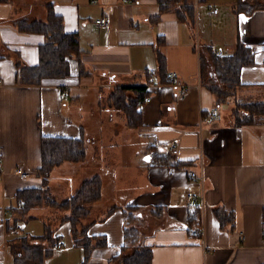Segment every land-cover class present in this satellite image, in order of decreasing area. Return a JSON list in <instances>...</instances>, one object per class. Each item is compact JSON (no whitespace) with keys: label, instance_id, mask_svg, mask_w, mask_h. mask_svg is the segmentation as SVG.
Instances as JSON below:
<instances>
[{"label":"crops","instance_id":"1","mask_svg":"<svg viewBox=\"0 0 264 264\" xmlns=\"http://www.w3.org/2000/svg\"><path fill=\"white\" fill-rule=\"evenodd\" d=\"M188 1L195 6L194 25L179 20L173 10L160 11L158 0H40L41 13L35 17L20 15L15 0H0V264L11 262L13 236L33 235L24 231V221L36 206L20 214L17 192L42 185L36 174L42 136L81 134L87 157L73 162L74 174L68 177L79 187L86 179L83 166L89 165L93 176L102 177V197L84 218L95 220L88 234L96 236L83 262L84 249L74 244L71 223L63 220L69 211L38 205L46 212L44 224L50 225L52 236L64 243L51 251L56 252L54 264H121L113 257L124 242L127 204L137 206L138 243L151 247L150 264H264V114L255 123L237 126L232 112L236 99L264 101V8L248 15L235 11L236 0ZM48 2L62 14L65 30L78 32L80 63L87 71L65 86L68 96L64 98L65 88L59 84L26 83L18 75L17 64L38 62L44 35L19 30L14 20L45 19ZM230 13L233 32L222 37L218 21L228 19ZM103 15L109 17L106 27L95 22ZM239 39L255 51V64L242 68L243 84L227 100L232 102L230 112L222 113L204 83L201 57L208 58L209 46L233 52ZM158 53L165 60V81ZM171 72L189 86L185 96L178 95L179 84L170 82ZM119 85H147L151 100L143 102L142 125L129 127L123 112L103 104ZM213 106L218 107L217 117L204 120ZM107 140L114 146L113 157ZM98 142L105 149L100 150ZM91 143L98 148L89 161ZM174 147L177 153L171 152ZM17 167L28 177L22 178ZM191 169L201 175L197 183L190 180ZM189 191L202 198L189 201ZM107 199L111 204L104 209L100 204ZM195 205L200 207L201 225L189 227ZM113 206L117 208L108 214ZM216 208L232 212L233 217L221 224ZM14 220L16 226L9 229ZM198 226L200 234L194 235L192 230ZM101 236L107 242L97 245Z\"/></svg>","mask_w":264,"mask_h":264},{"label":"trees","instance_id":"2","mask_svg":"<svg viewBox=\"0 0 264 264\" xmlns=\"http://www.w3.org/2000/svg\"><path fill=\"white\" fill-rule=\"evenodd\" d=\"M2 1V0H1ZM160 11L173 10L179 20L195 24V6L188 0H158ZM203 2L206 0H198ZM234 9L237 13L250 15L259 8H264V0H236ZM181 4H178V3ZM177 3V6L175 4ZM45 19L28 18L26 16L14 20L19 30L36 32L44 35V41L39 44V59L36 64H17L19 79L31 84H59L65 88L73 83L77 77L87 74L80 63L82 48L79 43L77 31H66L62 14L55 9L53 2L46 3ZM208 48V58L202 55V74L204 83L216 96L217 103H224L234 95L241 81V71L246 65L255 64V51L241 39L238 40L233 52L220 51L214 54L212 46ZM76 62V67H73ZM159 72L163 81L167 73L164 71L165 60L158 53ZM150 77L151 73L148 74ZM149 77V78H150ZM147 86V85H146ZM145 85H119L107 96L108 105L123 112L127 125L135 128L143 124L142 106L149 90ZM66 89V88H65ZM234 124L237 126L255 123L259 116L264 114V101H243L236 99L232 108ZM41 163L36 168L37 176L41 177V187H25L17 192L18 208L20 214L27 213L37 205L47 203L69 214L63 220L71 223V236L75 245L84 249L83 262L91 252V235L88 230L94 221L84 222L89 215L91 207L101 199L103 180L99 174L82 180L79 187L70 196L63 199L53 198L47 192L48 178L51 172L63 162H81L87 157V149L83 134L79 137L48 136L41 138ZM131 206V207H130ZM117 206L110 207V214ZM137 206L127 204L123 209L124 242L121 252L114 256L121 264H150L153 251L147 245L139 244L140 232L135 224ZM221 224L233 217V213L215 209ZM81 221V222H80ZM17 224L14 220L9 229ZM89 224V225H88ZM201 225L200 207L195 205L188 217V226ZM80 232V234H79ZM97 243L106 244L105 237H100ZM13 239V240H12ZM11 239L12 257L10 264H44V258L54 250L53 244L58 238L52 236V229L45 224V232L41 236L16 235ZM130 241V242H129ZM137 243L135 244V242ZM46 242L48 244H46ZM129 242V243H128ZM135 244V245H133ZM124 245V246H123ZM128 251V252H127ZM127 253V254H126ZM83 264V263H81Z\"/></svg>","mask_w":264,"mask_h":264},{"label":"rangeland","instance_id":"3","mask_svg":"<svg viewBox=\"0 0 264 264\" xmlns=\"http://www.w3.org/2000/svg\"><path fill=\"white\" fill-rule=\"evenodd\" d=\"M27 0H15L16 2V5L19 7V9H17V11H20V15L21 14H27L31 17H35L37 15L40 16V13H41V10L38 9V3H40L39 1L40 0H29L31 2H33L34 4L30 6H27V3L25 2ZM38 6V7H37ZM16 11V12H17ZM18 17V16H17ZM20 18V17H19ZM233 15L232 13H230V17L226 20L224 19H219V24L221 27L220 29V35L222 37H226V36H229L230 34H232L233 32V25H232V21H233ZM224 35V36H223ZM220 46V45H219ZM72 98H74L72 96ZM71 101V98L69 99ZM85 100V99H83ZM91 101V98L90 100ZM103 104L106 105L108 104V101H107V98L104 99L103 101ZM220 109H221V112L222 113H226L228 110L230 112V107L232 106V102H224V103H220ZM260 117V116H259ZM122 128V126H120ZM110 129V128H109ZM107 130V129H106ZM107 144H109L107 147H108V150L110 151L109 152V157H113L114 154H113V151L110 150L111 148H114L113 145H110L111 144V141L110 140H107L106 141ZM102 143L98 142V146H100V150L102 149H105L104 148V144L100 145ZM98 147L94 144V143H91L90 144V147H89V161H92V156L90 155H93L96 151ZM113 156H112V154ZM114 161V159H113ZM115 162V161H114ZM71 165H74L73 162H65L64 164H62L60 167H56L51 173V177H50V182L48 183V186H47V192L49 194L52 195V197L56 198V199H62L64 197H68L70 196L72 193H74V191L78 188V186H75L73 185V182L70 181V178L68 177V174H74V170L71 168ZM84 169H85V177L86 178H89V177H92L93 174V165H89V166H83ZM93 170V171H91ZM106 176V175H105ZM128 191L130 192L131 191V188L127 189V193ZM108 201L106 200H102L103 202H101V206L105 209L107 207L110 206L111 203H109V199H107ZM35 207V206H34ZM44 208L41 207L39 208V206L37 205L34 210H30L28 215H26V219H25V229L24 231H28L30 232V234H33V235H36V236H41L42 234H44L45 232V224L46 223V212L44 213ZM54 209L55 211H62L60 209H56V208H52ZM68 211V210H67ZM99 211H101V209L99 208ZM95 212L93 211V214ZM99 213V212H98ZM35 214V215H33ZM96 216V215H95ZM89 219H86L84 220L87 221ZM56 255V252H53L52 254H49L48 257L44 258V264H54L53 263V257Z\"/></svg>","mask_w":264,"mask_h":264},{"label":"built area","instance_id":"4","mask_svg":"<svg viewBox=\"0 0 264 264\" xmlns=\"http://www.w3.org/2000/svg\"><path fill=\"white\" fill-rule=\"evenodd\" d=\"M218 11V8L217 7H214L213 8V12H217ZM95 22L101 26V27H106L109 25V17L106 16V15H103L101 17H98L95 19ZM214 54L215 55H219L220 54V51H218L217 49H214ZM170 79H171V83L173 84H179L180 85V90L178 92V95L179 96H185L188 92V89H189V86L185 83H179V80H178V74L176 72H171L170 74ZM149 80L151 81L152 78L150 77ZM1 81V79H0ZM68 96V90L67 89H63L61 90V97H67ZM151 100V96L147 95L145 97V101L149 102ZM218 107L217 106H213L211 107L209 110H207L204 114V120H207V121H212L213 119H215L218 115ZM171 152L173 153H177L178 152V147H174L172 148ZM2 171H3V162L1 161L0 159V179L2 178ZM16 171L21 175L22 178H27L29 173L27 171H24L21 167H17L16 168ZM189 177H190V180L191 182H194V183H197L198 180L201 178V175L199 173H197L195 170L191 169L189 170ZM187 198L189 201L195 203L198 201V199H201V195L195 193V192H192V191H189L187 192ZM200 227H195L193 230H192V233L194 235H197V234H200ZM262 232L264 234V222L262 224ZM63 242L61 241H58V242H55L53 244V248L56 250V249H59L63 246Z\"/></svg>","mask_w":264,"mask_h":264},{"label":"bare ground","instance_id":"5","mask_svg":"<svg viewBox=\"0 0 264 264\" xmlns=\"http://www.w3.org/2000/svg\"><path fill=\"white\" fill-rule=\"evenodd\" d=\"M131 207V206H130ZM95 221V220H94ZM81 222V221H80ZM92 224V223H91ZM94 224V223H93ZM89 225V224H88ZM71 229H73L72 227H71ZM139 230V229H138ZM153 230V229H152ZM155 230V229H154ZM72 231V230H71ZM140 232V231H139ZM79 234H80V232H79ZM145 234V233H144ZM140 235H141V232H140ZM140 235H139V238H140ZM148 235V234H147ZM96 236V235H95ZM95 236L93 235V237L95 238ZM106 236V235H105ZM143 236V235H142ZM141 236V237H142ZM102 237V236H101ZM139 238H138V240H139ZM93 239V238H92ZM101 240V239H100ZM142 240H143V238H142ZM149 240V239H148ZM151 240H149V242H150ZM130 242V241H129ZM128 242V243H129ZM139 242V241H138ZM152 242V241H151ZM137 243V241L135 242V244ZM123 244H125V243H123ZM135 244H133V245H135ZM152 244V243H151ZM137 245H139V243H137ZM124 246V245H123ZM121 247H122V245H121ZM147 247H149V246H147ZM128 252V251H127ZM127 254V253H126Z\"/></svg>","mask_w":264,"mask_h":264}]
</instances>
